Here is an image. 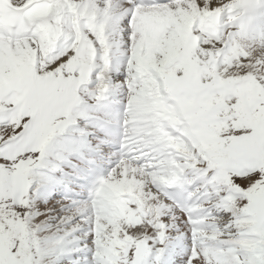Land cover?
I'll return each instance as SVG.
<instances>
[{
	"label": "snow or ice",
	"instance_id": "6c2138e0",
	"mask_svg": "<svg viewBox=\"0 0 264 264\" xmlns=\"http://www.w3.org/2000/svg\"><path fill=\"white\" fill-rule=\"evenodd\" d=\"M0 264H264V0H0Z\"/></svg>",
	"mask_w": 264,
	"mask_h": 264
}]
</instances>
